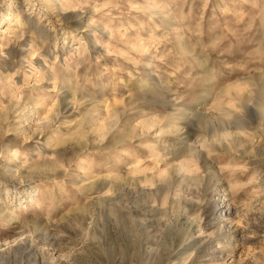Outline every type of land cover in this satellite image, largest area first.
<instances>
[{"label":"rangeland","instance_id":"374dc122","mask_svg":"<svg viewBox=\"0 0 264 264\" xmlns=\"http://www.w3.org/2000/svg\"><path fill=\"white\" fill-rule=\"evenodd\" d=\"M0 264H264V0H0Z\"/></svg>","mask_w":264,"mask_h":264}]
</instances>
